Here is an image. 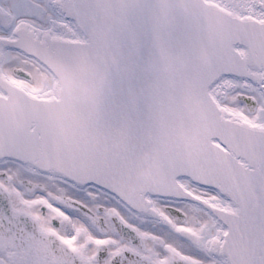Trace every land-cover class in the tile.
<instances>
[{
  "label": "snow or ice",
  "instance_id": "1",
  "mask_svg": "<svg viewBox=\"0 0 264 264\" xmlns=\"http://www.w3.org/2000/svg\"><path fill=\"white\" fill-rule=\"evenodd\" d=\"M0 264H264V0H0Z\"/></svg>",
  "mask_w": 264,
  "mask_h": 264
}]
</instances>
